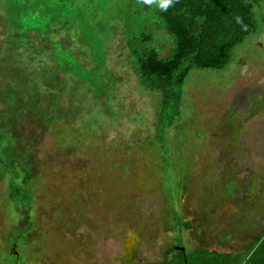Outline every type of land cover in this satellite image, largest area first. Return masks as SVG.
<instances>
[{
    "label": "rangeland",
    "instance_id": "374dc122",
    "mask_svg": "<svg viewBox=\"0 0 264 264\" xmlns=\"http://www.w3.org/2000/svg\"><path fill=\"white\" fill-rule=\"evenodd\" d=\"M8 1L0 0V139L17 176L0 165V264H8L9 235L26 223L25 264L160 262L178 232L148 145L158 97L139 89L127 51L115 48L118 112L90 126L48 124L45 108L55 99L44 103L39 76L29 80L23 51L9 41ZM251 2L258 33L223 72L194 71L184 87L177 148L187 162L173 209L191 224L180 233L188 252L237 255L264 230V0ZM160 45L166 56L171 43ZM12 178L32 190L26 217L9 199Z\"/></svg>",
    "mask_w": 264,
    "mask_h": 264
},
{
    "label": "trees",
    "instance_id": "16d2710c",
    "mask_svg": "<svg viewBox=\"0 0 264 264\" xmlns=\"http://www.w3.org/2000/svg\"><path fill=\"white\" fill-rule=\"evenodd\" d=\"M3 16L9 41L23 51L20 61L29 80L39 76L45 104L55 99L54 108L45 106L48 124L86 121L90 126L118 112L110 69L115 48L127 51L126 63L139 89L158 97L155 136L148 145L157 157L152 161L178 236L160 262L147 264H264V230L237 255L203 248L188 252L180 233L191 224L173 209L187 162L177 148L184 87L194 71L223 72L233 51L258 33L251 0H9ZM162 38L171 43L166 56ZM8 143L0 139V165L16 177ZM10 190L15 210L26 217L32 190L14 178ZM30 230L31 224H21L9 235L8 264H25L24 239Z\"/></svg>",
    "mask_w": 264,
    "mask_h": 264
},
{
    "label": "water",
    "instance_id": "95a60500",
    "mask_svg": "<svg viewBox=\"0 0 264 264\" xmlns=\"http://www.w3.org/2000/svg\"><path fill=\"white\" fill-rule=\"evenodd\" d=\"M180 250L184 251V249H180Z\"/></svg>",
    "mask_w": 264,
    "mask_h": 264
}]
</instances>
